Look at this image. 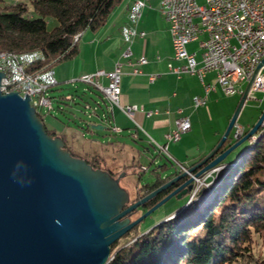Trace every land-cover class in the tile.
I'll use <instances>...</instances> for the list:
<instances>
[{
	"label": "water",
	"instance_id": "water-1",
	"mask_svg": "<svg viewBox=\"0 0 264 264\" xmlns=\"http://www.w3.org/2000/svg\"><path fill=\"white\" fill-rule=\"evenodd\" d=\"M262 63L247 82L215 147L132 203L129 190L121 184L126 172L115 176L108 169L94 167L84 157L72 154L61 135L47 132L29 95L2 91L5 73L0 70V264H108L113 257V243L171 197H181L193 189V182L208 171L224 164L230 169L238 157L222 163L229 154L264 133L257 134L264 119L263 109L250 129L234 136L236 140L217 153L231 134ZM91 126L97 130L106 127L101 123ZM187 175L178 187L140 215L131 216L149 199ZM192 201L189 198L179 212Z\"/></svg>",
	"mask_w": 264,
	"mask_h": 264
},
{
	"label": "trees",
	"instance_id": "trees-1",
	"mask_svg": "<svg viewBox=\"0 0 264 264\" xmlns=\"http://www.w3.org/2000/svg\"><path fill=\"white\" fill-rule=\"evenodd\" d=\"M121 1L17 0L6 3L0 0V51H40L46 58L38 61L35 66L38 68L73 58L79 50L77 35L86 29L96 30L103 26ZM53 21L55 24L51 27ZM104 103L105 106L100 103L103 115L97 113L95 119L87 122L86 128L90 132H99L92 128V124L108 121L112 117L111 104L106 98ZM39 116L43 119L41 113ZM44 124L48 133L61 135L65 147L72 154L84 157L94 167L108 169L115 176L123 172L107 166L102 152L108 151L107 148L129 152L125 142L118 145L110 140L98 152H77L70 147L71 142L77 144L73 135ZM263 131L264 126L257 134ZM235 140L230 134L217 153ZM244 148L240 154L231 156L233 150L222 162L238 157L215 186L210 200L202 206L193 202L146 232L140 233L138 224L124 235L128 239L122 246H119L120 240L112 244L113 257L108 264H264V133L246 143ZM138 154L139 157L134 153L130 155V163L124 165L137 169L138 188H134L130 203L181 172L180 167H175L178 171L165 174L169 166L164 162L151 168L155 173L153 179L141 183L139 180L149 166L140 162V150ZM156 202V199L147 202L138 211Z\"/></svg>",
	"mask_w": 264,
	"mask_h": 264
},
{
	"label": "built area",
	"instance_id": "built-area-1",
	"mask_svg": "<svg viewBox=\"0 0 264 264\" xmlns=\"http://www.w3.org/2000/svg\"><path fill=\"white\" fill-rule=\"evenodd\" d=\"M145 7L146 0L133 1L128 10V24L122 27V35L128 44L123 57L129 63L134 38L145 35V31L138 28ZM160 11L169 23L173 58L179 61L178 64L170 65V71L178 77L183 73L195 74L203 83L204 93L194 97L195 107L204 105L210 93L216 91L218 86L227 94L243 93L239 83L248 82L264 58V0H162ZM203 33H206V37L200 41L203 51L202 59L199 60L196 52L188 49V44L198 40ZM45 58L44 53L29 57H16L13 53L0 56V70L5 73L2 91H17L22 96L29 95L38 114L41 113V108H54L50 88L59 83L53 66L35 67L38 61ZM147 62L146 56L137 59L138 64ZM124 63L120 59L112 70L98 69L94 73L82 75L80 79L93 83L112 106L119 107L132 116L137 105L122 103ZM211 71L215 73V78L207 82L205 77ZM133 72L141 73L142 70L136 66ZM102 76L108 78V84L103 85L97 80ZM149 78L154 81L156 74H150ZM252 90L264 92V63L255 77ZM147 114H159V111L149 110ZM191 126L190 117L182 109H178L175 127L166 134L167 142L155 145L159 151L170 156L168 143L181 139L182 134L189 131ZM234 127V136H241L244 126L236 122ZM115 131L119 132L121 129L115 127Z\"/></svg>",
	"mask_w": 264,
	"mask_h": 264
},
{
	"label": "rangeland",
	"instance_id": "rangeland-1",
	"mask_svg": "<svg viewBox=\"0 0 264 264\" xmlns=\"http://www.w3.org/2000/svg\"><path fill=\"white\" fill-rule=\"evenodd\" d=\"M15 1L17 0H4L6 3ZM54 24L55 22L53 21L50 26L52 27ZM69 63L68 61H56L53 64L54 69L62 71L63 79L60 83L50 88V94L54 96V108L52 110L41 108L44 122L51 128H56L60 132L73 135L79 148L76 143H69L70 147L77 152H80V150L84 152H98L101 146H106L110 140L115 141L113 144L118 145L125 142L129 152L123 153L122 151L118 152L114 149L107 148L108 151H104L102 154L106 159L107 166L112 167L117 172H126L125 176L121 178V182L129 190L131 198L134 196V188L138 187L136 185L135 174L137 169L124 166L126 163H130V155L134 153L139 157L138 150H140V162L145 166H149L143 173V177L141 179L139 178L141 183L153 179L155 173L151 168L154 169L156 165L164 162H167L169 166L165 174L172 172L175 167H180L181 169L190 167V163L194 160L193 155H196V153H204L208 143L207 141L216 136V132H218V135L215 138H219L224 133L230 117L241 98V94L239 93L227 94L219 89L210 97L205 106L196 110L195 114L201 117V122L199 124L194 123L192 129L182 134L181 139L178 141L169 142L168 152L170 156H168L163 152L160 154L159 148L154 146L152 142L156 144L166 142L167 140H164L160 133L170 130V125L161 124L154 118L141 120L137 115L135 119L130 117L126 121H118L122 132L117 133H115L114 125L116 122L114 119L111 121L103 120L101 124L106 127L98 130L99 132H90L87 130L88 121L95 119L97 113L103 115L102 106H105L104 99L106 97L93 83L82 81L80 79L81 76L78 78V73L74 77H70L67 72V65ZM185 74L191 75V73H183L181 77ZM192 79L197 82V79ZM246 85L247 83L244 87ZM59 107L62 109H59ZM263 109L264 92L259 90L250 91L238 118V122L245 126L242 135L249 127L256 123ZM114 112L118 113V108H114ZM235 131L236 128L233 127L231 132L232 136H234ZM245 144L236 148L231 156H234L236 153L240 154L246 149L244 148ZM84 152H81V154ZM228 171V166L224 164L221 168L219 167L216 170L208 171L204 176L199 177L200 180L197 178L194 181L193 189L189 193H185L181 197L175 195L160 205L141 221L138 231L140 233L146 232L167 216L172 214L177 215L179 209L189 198L193 199L191 203L196 202L199 206L204 205L213 197L215 186L224 178ZM138 215H140L139 211L134 213L133 217H137ZM127 239L128 237H122L119 246H122Z\"/></svg>",
	"mask_w": 264,
	"mask_h": 264
},
{
	"label": "crops",
	"instance_id": "crops-1",
	"mask_svg": "<svg viewBox=\"0 0 264 264\" xmlns=\"http://www.w3.org/2000/svg\"><path fill=\"white\" fill-rule=\"evenodd\" d=\"M133 1L135 0H122L113 9L103 26L96 30L86 29L83 31L78 37V53L73 58L60 61L70 62L67 65L68 75L74 77V75L78 73L79 78L84 74L94 73L98 69L110 71L114 68L118 60H124L122 103L137 105V109L134 111V114L130 116L121 108L111 105L112 111L114 108H118V113L112 112V117L109 121L114 119L116 122L114 127H119L121 129L119 132H122V128L119 124L120 121H126L130 117L135 119L137 115L141 120L145 118H154L161 124L170 125V130L160 133L164 140H167L166 134L175 127L178 109H182L183 113L190 117L192 129L194 123L199 124L202 120L199 115L195 114L196 110L205 106L210 97L219 89H223L221 86H218L216 91L210 93L204 105L195 107L194 97L204 93L203 83L199 77L195 74H185L182 77H178L175 73L170 71V65L178 64L179 61L173 58L169 23L160 11L162 0H146V7L144 8L142 18L138 24V28L145 31V35L136 36L134 38L131 44L133 53L131 56V63H129L127 59L123 57V52L128 44L122 35V27L128 24V10ZM205 37L206 33H203L198 40L188 44V49L192 52H196L199 60L202 59L203 51L200 46V41ZM141 56H146L148 62L145 64H138L137 59ZM136 66L141 68V73L133 72ZM55 71L60 83L63 79V73L59 69H55ZM150 74H156L154 81L150 80ZM192 78L197 79V82ZM214 78L215 73L212 71L207 73L205 77L207 82L212 81ZM97 80L103 85L109 82L108 78L105 76L99 77ZM246 83V81L239 83L241 89H245L244 86ZM237 93L242 96V93ZM155 109L159 111V114H147V111ZM239 124L244 126L242 123ZM215 135L217 136L218 132H216ZM216 136L207 141L208 143L204 153H196V155H193L194 160L192 163L204 157L215 147L221 138V136L215 138ZM246 143L250 142L248 141ZM236 154H234V156ZM192 163H190V165Z\"/></svg>",
	"mask_w": 264,
	"mask_h": 264
},
{
	"label": "flooded vegetation",
	"instance_id": "flooded-vegetation-1",
	"mask_svg": "<svg viewBox=\"0 0 264 264\" xmlns=\"http://www.w3.org/2000/svg\"><path fill=\"white\" fill-rule=\"evenodd\" d=\"M200 160H201V159H200ZM198 161H199V160H198ZM198 161H197V162H198ZM195 163H196V162H195ZM195 163H194V164H195ZM190 166H191V165H190ZM174 171H178V169L175 168L172 172H174ZM188 177H189V176L187 175V176H185L184 178H182V179L176 181L173 185H171V186H169L168 188H166V189H168L167 192H166V189H164L163 191L159 192V193L156 194L154 197H152L151 199H149L147 202H151V201H153V200H155V199H156L157 201L160 200V199L163 198L165 195H167L169 192H171V191L174 190L176 187H178V186H179V185H180L185 179H187ZM193 186H194V182H193ZM192 188H193V187H192ZM146 189H148V188H146ZM146 189H145V190H146ZM191 190H192V189H188V190H187V193H189ZM150 192H151V191H150ZM146 194H148V193H146ZM146 194H145V195H146ZM147 202H146V203H147ZM146 203H145V204H146ZM145 204H144V205H145ZM148 208H149V207H148ZM148 208H146V209H148ZM146 209H145V210H146ZM145 210H144V211H145ZM136 212H137V211L132 212V213H131V216H133L134 213H136Z\"/></svg>",
	"mask_w": 264,
	"mask_h": 264
},
{
	"label": "bare ground",
	"instance_id": "bare-ground-1",
	"mask_svg": "<svg viewBox=\"0 0 264 264\" xmlns=\"http://www.w3.org/2000/svg\"><path fill=\"white\" fill-rule=\"evenodd\" d=\"M10 53H13L14 56L16 57H29L30 55L33 54H43L40 51H30V52H13V51H5V50H1L0 51V56H6L9 55Z\"/></svg>",
	"mask_w": 264,
	"mask_h": 264
}]
</instances>
